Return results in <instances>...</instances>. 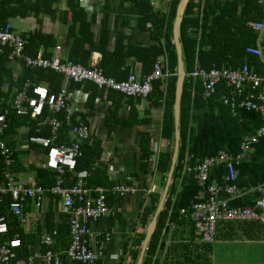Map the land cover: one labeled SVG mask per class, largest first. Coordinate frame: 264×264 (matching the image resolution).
Here are the masks:
<instances>
[{"label":"crops","instance_id":"crops-1","mask_svg":"<svg viewBox=\"0 0 264 264\" xmlns=\"http://www.w3.org/2000/svg\"><path fill=\"white\" fill-rule=\"evenodd\" d=\"M147 1L151 4L154 11L163 14L167 13L169 0ZM214 4L219 6L233 5L232 7L229 6V10L235 9L236 15L240 16V9L244 5V0L201 1V6ZM258 4L262 7L263 19L261 21H264V0H261V3ZM69 5L74 10L73 17L75 19L81 17L75 24L83 25V17L86 24L89 25V31L92 33L94 40L99 32H107L109 49L114 48L118 44L120 36L126 37L129 44L137 47H147L153 44L151 39H149L148 33L137 27L139 14L137 8L132 3H121V0H58L51 8L52 16L39 14L37 17L28 16L25 18L9 19L4 23L9 24L11 29L20 35L38 31L42 34L53 36L55 40L54 46L50 47V49L43 51L42 48H39L35 56H28L22 52L24 56L30 58L41 57L48 60L54 58L60 62H71L67 58L68 41L66 40L67 28L71 25ZM77 10L81 11L83 16L78 14ZM252 22L258 21H247L244 28L249 29V32H237L236 37H231L232 43H230L234 45L233 49H236L237 46L242 44L241 42L248 41L251 34H255L253 45H248L244 49V53L247 55L250 54L246 53V48H256L258 45V33L249 26ZM126 42L125 40L123 44ZM5 49L8 48H3L0 53ZM47 51L49 52V56L44 57L42 52L45 53ZM233 51L236 52V50ZM163 55H165L167 60L165 52H163ZM242 56L245 55L243 54ZM7 57L10 59L11 79H17V75H19L20 70L23 68L52 72L50 70L27 68L21 60L10 56V50ZM256 58L259 60L258 57ZM98 61L99 56L91 53L87 63L88 68L89 66H97ZM258 62L259 66L252 65L251 68L246 66L250 74L264 80V64L260 60ZM126 65L132 66L128 76L131 74L135 77H145L140 75L139 65L134 59H129ZM243 65L245 63L237 66L236 69L242 68ZM197 70H200L199 66H195L192 72ZM189 81L199 82L201 86L199 80L190 79ZM86 84H77L79 86L74 87L75 83L62 79L58 93H50L48 84L44 82L35 84L26 80L20 85L18 91L14 93L13 98L8 102L9 108L0 114H4V126L0 132V187L5 186L6 179L2 176L4 171L5 175L7 174L13 181L25 187L40 186L48 190L54 182L49 186H41L36 184V176L40 169H47V171L55 174V178L57 176L45 164V154H47L49 147L32 141L30 138L36 136L44 137L49 139L55 146L69 145L70 141L75 139V134L71 131V127L78 124L86 126L87 136L81 139L79 145L85 141L91 143L92 140H96L100 149L99 158L90 166L88 172H78L75 176L76 180L72 184L67 185L65 175L68 172L64 171V186L70 187L78 184L80 181V188L85 191L84 195H86L83 197V201L86 199L90 204H93L98 190L102 189L103 194H105L106 203L109 208L108 214L87 224V247L97 254L96 260L91 264H132L131 252L137 249L135 243L138 240V236L141 234L144 236L146 226L153 217L152 215L144 228L141 227V210L143 207H148L151 204L152 195L158 194L161 197V193L166 185L171 161L164 184L157 173V163L159 155L170 145L172 148L174 146V121L171 138L168 139L162 135L165 97L160 104L161 106L155 107L154 102L148 99L149 97L142 100L123 96L124 98L120 99L116 95L109 96L112 92L98 91L96 88L95 90H91ZM25 85L43 88L50 95H57L63 91L65 95V109L59 111L43 109L39 116H33L28 111L25 114H16L12 109L14 97L23 91H25L26 96H31L30 89H25ZM166 85L167 82L160 87L163 95H165ZM231 92L230 88L225 87L224 84H219L215 88L213 97L207 101L202 98V88L200 96L195 90L191 92L188 126L185 131L184 140L185 152L177 176L172 178L176 166L175 162L167 189L168 193L171 184H173V187L175 186L172 197V210L179 215L176 218L178 223L167 222L168 231L163 232L162 243L159 244L156 251L155 261L164 258L165 252L175 241L177 243L181 241L187 243L190 259L199 257L196 261H200L201 256L208 255L211 264H264L263 223L257 220H249L226 221V223L217 224L218 227L215 228L213 241L211 243H204L200 240V236L196 234L194 223L191 221L189 215L192 203L196 202L201 195V188L196 175L192 172L195 165L203 158L212 155L218 149L232 154L235 153L241 137L255 130L260 125V116L257 112L245 109L232 110L231 107H225L220 104V98H229ZM247 94L248 90L244 89L242 96L238 97L236 101H241ZM253 94H258V91L253 92ZM129 99L131 100L129 101ZM196 99L197 102H195ZM130 102H133V104L130 105ZM132 106L136 108V123L127 125L126 121L129 119L128 115ZM68 109L70 110V115L68 120H66L65 114ZM9 113L17 117H24L26 114L28 116L27 118L19 119V122L17 120V122L11 123L6 117ZM113 115L114 120L112 119ZM109 118L112 119L109 120L110 123L107 120ZM55 121L58 123V126L55 132H53L51 130H53L52 126ZM63 122L68 125L65 137L60 133ZM144 137L149 141L151 157H148L145 166L142 168L140 167V143ZM1 149H5V153H1ZM6 160L9 161L8 165L5 164ZM95 167L105 168V176L110 185L106 187L86 185V180ZM42 177L40 176L39 180L43 179ZM263 178L264 140L259 139L250 146L244 158L236 166V176L234 182L231 184L235 194L233 196L218 194V198L225 199L229 207H253L258 199L257 189L262 183ZM209 182L214 185L225 183L223 163H218L210 169ZM115 186L129 187L131 192L122 195L114 190ZM4 196L9 198V209L11 198L7 191L0 193V203ZM108 197L112 198V202L109 204L107 201ZM73 201L74 205L78 204L76 198ZM62 204L63 202L60 197L45 192L42 195L37 211L34 210L32 202L28 198L23 202L20 215H13L9 209V212L18 218V228L21 236H23V247L28 252L27 256H33L34 264H53L54 257L58 256L59 264H76L65 258V250L69 245L70 235L68 216L64 214ZM181 210H185L186 213L181 214ZM180 217L183 218L180 219ZM189 228L193 229L195 234L192 241L188 240ZM14 235L18 237V233H14L10 237ZM43 235L50 236V246L44 247L39 243V239ZM227 235L231 238H223ZM202 244L210 245L208 253L200 249L199 246ZM181 249L177 247L175 251H181ZM47 250L54 255L50 262L45 261L42 256L44 251ZM179 264H182V262L180 261ZM185 264H189V262L186 261Z\"/></svg>","mask_w":264,"mask_h":264},{"label":"trees","instance_id":"trees-1","mask_svg":"<svg viewBox=\"0 0 264 264\" xmlns=\"http://www.w3.org/2000/svg\"><path fill=\"white\" fill-rule=\"evenodd\" d=\"M180 0H169V7L166 14L154 11L151 4L147 0H121V3H132L139 14L137 20V27L140 30L148 33L149 39L153 44L147 47H137L128 43V39L124 36H120L118 44L112 48H108L107 32H99L97 37L92 36L89 31V25L86 24L82 17L83 25H76L78 19L73 17L74 10L69 5L71 11L70 22L66 32V40L68 41V60L77 63L83 68H88L89 55L91 53L99 56L97 68L106 78L112 79L116 82H121L126 79L128 74L131 72L132 66H127L126 62L129 59H134L140 69L141 76H147L152 73L153 66L157 59L162 56L163 52L167 56V70L171 75L167 80L165 95L160 90L162 85L161 82H155L153 84V90L151 99L154 102V106H161L163 98L164 100V111L162 120V135L168 139L171 138L173 131V103H174V90L176 81V54L174 44L172 42V25L175 16L176 6ZM202 0H189L180 23V44L182 48V61L183 68L186 75L190 74L195 66H199L204 71H210L212 68L222 69L227 68L228 70L236 69L237 66L245 63V65L251 68L252 65L259 66V60L255 56L247 55L244 53V49L248 45H253V39L255 34H251L250 39L237 46L236 49L232 43L231 37H236V33L249 32V29L244 28L245 23L248 21H261L263 19L262 7L257 3L256 0H244V5L240 9V16L236 15L235 9L229 10V6H219L217 4L201 6ZM58 0H0V25L6 23L9 19L14 18H25L28 16L37 17L39 14H47L52 16L51 8L56 4ZM68 3V1H67ZM69 4V3H68ZM78 14L82 15V12L77 10ZM82 24V23H81ZM21 37L25 40L23 48L24 54L28 56H35L38 49L42 48L50 49L54 46V38L51 35H45L38 31H33L28 34H22ZM127 41L125 44L124 41ZM86 46V48H85ZM233 50H236L234 52ZM48 52V51H47ZM42 52L44 57L49 56V52ZM231 52V53H230ZM9 50L5 49L0 53V114L8 109V102L13 98L14 93L18 91V88L26 80L38 84L44 82L48 84V90L50 93H58L60 85L62 83V77L49 72L41 70H31L23 68L20 70L17 79H11V69L9 66L8 59ZM245 56H242V55ZM251 57V58H250ZM88 85L91 90H95L90 84ZM78 87L79 85H73ZM5 88V92H4ZM195 90L199 96L201 94V86L199 82H192L188 79L184 80L181 102H180V114H179V128H180V142L179 151L177 154L176 166L173 172V177L177 176L178 169L181 165V161L185 152V131L188 126L189 110L191 105V92ZM3 91V92H2ZM225 91V90H224ZM100 93V92H99ZM224 94V93H223ZM118 96L123 99L124 97L111 93L109 96ZM200 99V97H199ZM131 99H129L130 101ZM197 102V99L196 101ZM133 102H130L132 105ZM136 108L131 107L128 115L127 125L136 123ZM28 114L24 117H17L9 113L6 117L9 122H19L21 118H27ZM114 120V115L113 118ZM108 122L110 123L109 120ZM112 122V121H111ZM68 125L64 124L61 128V134L65 137L67 135ZM67 140V138H66ZM65 141V140H64ZM80 155L75 159V165L71 172L66 173L65 180L67 185L75 182L76 174L81 171H89L90 166L95 163L99 158V145L96 140H92L91 143L88 141L80 143ZM140 167H144L148 157H151V150H149V141L146 137L142 138L140 143ZM173 148L170 145L163 151L158 158L157 173L160 175L161 180L165 181L166 174L170 167V161L172 156ZM43 176V179H40ZM55 174L47 171V169H40L36 176V184L41 186H49L54 182ZM86 185L90 186H103L110 185L109 181L105 176L104 167H95L90 172L89 177L86 180ZM173 184L169 187L167 193V199L164 203L163 210L157 220L155 231L149 239L144 254L142 256L141 264H185L186 261L189 264H211L210 259L207 256L200 257V261L190 259L187 251V243L175 241L170 245L169 249L165 252V257L161 260L155 261V254L160 243H162V236L164 231H168L167 222H177L179 215L172 210V197L174 195ZM160 196L154 194L151 196V204L148 207H143L140 215V225L145 227L149 219L154 214ZM108 204L112 202V198L108 197ZM9 198L4 196L0 203V215L5 219L8 226V232L6 236L1 238L10 237L14 233H18V238L21 242V247L16 250V256L13 260L17 261L25 259L28 252L23 247V236L20 234L18 228V218L13 216L8 209ZM183 217H180L182 219ZM183 221V220H182ZM226 222H218L217 224ZM216 225V228L218 227ZM189 239L193 240L195 237L194 230L189 228ZM217 231V230H216ZM143 238V234L138 236V240L135 243L136 250L131 252L132 264H135L138 258V247ZM176 238V237H173ZM230 239L228 235L223 237ZM210 245H200V249L203 252H209ZM177 247L182 248L181 251H175ZM207 247V248H205ZM180 252V254H179ZM186 256V257H185ZM188 257V258H187Z\"/></svg>","mask_w":264,"mask_h":264},{"label":"built area","instance_id":"built-area-1","mask_svg":"<svg viewBox=\"0 0 264 264\" xmlns=\"http://www.w3.org/2000/svg\"><path fill=\"white\" fill-rule=\"evenodd\" d=\"M256 1L261 3V0ZM249 26L258 33V45L256 48H246L245 51L250 55L258 57L260 62L264 64V21L252 22ZM25 43L21 35L12 30L9 24L0 26V52L3 48H8L10 56L21 60L27 68L50 70L60 75L67 82L91 84L98 91L115 92L126 98L146 99L151 95L155 82L159 81L164 84L171 76L167 70L165 55L157 59L151 74L142 78L130 74L124 81L116 82L101 75L97 66L83 68L79 64L60 62L54 58L48 60L41 57L30 58L24 56L22 52ZM185 77L188 80L200 81L202 98L206 101L213 97L215 88L219 84H224L232 92L229 98H220L221 105L231 107L232 110L245 109L255 111L260 116L259 127L241 137L235 153L232 154L218 149L212 155L199 161L192 169L201 188V195L190 207V219L194 223L196 234L200 236V240L204 243H211L218 222L257 220L264 224V178L257 189L258 199L253 207H229L225 199L218 198V194H225L227 196L235 194L231 184L234 182L236 176V166L244 158L253 143L259 139L264 140V80L250 74L246 65L236 70L213 68L210 71H204L200 69ZM26 88L30 89L31 96H26L25 91H23L17 94L12 102V109L16 114H25L28 111L33 116H39L43 109H48L49 111L65 109V95L63 91L57 95H50L43 88L25 85ZM244 89L248 90V94L241 101L237 102L236 100L242 96ZM256 91H258V94H253ZM69 115L70 110L68 109L65 114L66 120H68ZM3 126L4 114L0 115V132ZM57 126L58 123L56 121L53 122V130L51 131L55 132ZM71 131L75 134V139L70 141L69 145L55 146L49 139L44 137L36 136L30 138L32 141L49 147L47 154H45V164L57 176L54 184L48 190L40 186L25 187L13 181L3 171L2 176L6 179V182L5 186L0 187V193H4L5 191L9 193L11 198L9 209L15 216L20 215L23 202L26 198L31 200L34 210L37 211L42 195L45 192L60 197L63 202V212L68 216L70 235V242L65 250V258L76 264H91L96 260L97 254L87 247V224L106 216L109 208L102 189L98 190L93 204H90L86 199L83 201V197L86 195H84L85 191L80 188V181L78 184L70 187L64 186V171H72L75 159L80 154L79 142L87 136V128L84 125H73ZM4 151L5 149H1V153H5ZM8 163L9 161L6 160L5 164L8 165ZM218 163H223L225 169V183L222 185H214L209 182V171ZM114 190L122 195L131 192L129 187L124 186H115ZM74 198L78 202L76 205H74ZM180 212L181 214L186 213L185 210H181ZM6 233V223L3 216H0V238L4 237ZM39 243L44 247L50 246V236H41ZM20 247L21 242L16 235L0 241V264H34L33 256H27L23 260L13 262L16 250ZM42 256L45 261L49 262L54 257L49 250L44 251ZM58 257H54L53 264H59Z\"/></svg>","mask_w":264,"mask_h":264},{"label":"water","instance_id":"water-1","mask_svg":"<svg viewBox=\"0 0 264 264\" xmlns=\"http://www.w3.org/2000/svg\"><path fill=\"white\" fill-rule=\"evenodd\" d=\"M189 0H180L176 6L174 21L172 25V42L174 44L175 54H176V82H175V91H174V103H173V121H174V146H173V153H172V160H171V167L170 171L167 175L166 185L164 187L163 192L161 193L160 200L158 202L157 208L153 214L152 220L146 226L144 236L138 251V260L136 264H141L142 256L146 249V246L151 239L155 228L156 222L160 216V213L163 210L164 203L167 197V189L170 183L171 174L173 172V168L177 159L178 154V147H179V114H180V102H181V95L183 89V82L185 79V72L183 68V61H182V48L180 44V23L184 13V9L187 6Z\"/></svg>","mask_w":264,"mask_h":264}]
</instances>
